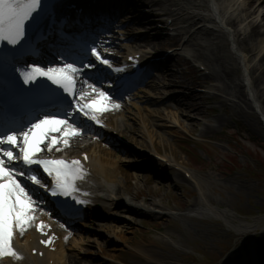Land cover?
Wrapping results in <instances>:
<instances>
[{"label": "rangeland", "instance_id": "obj_1", "mask_svg": "<svg viewBox=\"0 0 264 264\" xmlns=\"http://www.w3.org/2000/svg\"><path fill=\"white\" fill-rule=\"evenodd\" d=\"M254 5L255 1L250 6L251 11H255ZM261 23L260 32L256 33L261 34L260 36L264 32V22ZM249 39L250 37L244 41V48L247 50L251 43L247 42ZM222 40L220 45L211 47L209 59L217 60L211 65L219 73L225 67L230 69L233 76L232 88L226 93L223 89L220 90L222 96L209 103H201L198 106L201 109H185L182 113L176 111L180 114L173 119L167 115L166 120L151 119V130L157 133L153 140L156 146L193 172L212 206L220 211V216H213L207 211H192L194 207L202 206L203 202L200 192L182 174L174 172L172 177H156L155 173L133 169L122 163L125 171L132 175L124 192L132 197L137 196L141 201L162 200L164 209L169 214H139L134 217V234H127L133 237L132 245L140 243L145 249L148 248L147 251L152 250L153 252H148L154 256L157 264H223L232 255V252L225 254V251L242 239L245 231L264 226V176L259 175L260 162L254 158L258 154L264 159V151L258 146L264 145V115L255 111L251 102L240 95L242 89L246 92L245 86L241 84L242 67H239L238 60L232 54L229 41ZM251 41L253 43L254 39ZM165 44L162 43L161 46L164 47ZM260 61L256 75L264 71V59L255 60ZM185 73H178L177 78H171L170 83L179 84L178 82L186 80L195 84L197 80L202 83L217 80L205 76L206 80L198 79L194 74ZM254 83V92H261V96L256 97L263 106L264 114V76L255 79ZM164 111L167 114L168 111ZM161 124L167 127H155ZM140 125L139 121L133 124L137 140L154 149L151 135L143 134ZM189 134L194 139H190ZM203 140L216 142L211 146L205 145ZM229 161L239 164L236 171L224 170L227 168L224 163ZM255 172L260 178L255 176ZM136 176L141 178L139 184L136 183ZM113 220L105 223L117 228L122 226L120 219ZM77 234L91 240L85 246L86 249L82 250L85 256L78 254V251L70 253L71 258L76 257L81 264H148L145 256L133 251V246L113 243L114 236L110 233H107L110 237L86 232ZM247 236L249 237L246 235V238ZM261 239L262 237L257 238L256 242L260 243ZM103 247L117 248L118 258H113ZM89 253L92 254L88 255ZM221 256L223 259L218 262Z\"/></svg>", "mask_w": 264, "mask_h": 264}, {"label": "snow or ice", "instance_id": "obj_2", "mask_svg": "<svg viewBox=\"0 0 264 264\" xmlns=\"http://www.w3.org/2000/svg\"><path fill=\"white\" fill-rule=\"evenodd\" d=\"M55 7L56 0H0V52L6 48L23 50L30 22L37 23L38 14L41 18L51 16ZM102 51L106 52L107 49H102L99 43L89 47L88 55L95 62L87 60V57L77 61L62 56L55 64L17 61L20 66H12V72L17 74L20 83L28 86L29 92L36 91V95L30 99L37 115L32 120L24 119L19 128L0 132V257L22 259L14 248V239L17 234L22 237L31 226L35 219V208L45 206L41 190L59 200L60 206L68 199L82 206L87 203L80 199L77 186V181L84 175L82 161L42 159L38 153L51 152L53 146L59 151L61 147L69 145L70 134L86 131L84 125L88 121L100 123L99 114L107 108L98 105L102 101L112 100L111 93L102 90L103 71L100 65L112 70V61L102 55ZM88 71L94 75L88 76ZM114 71L119 72L120 69ZM41 81L45 84L42 85ZM89 81L95 82L90 84ZM46 82L61 89L71 104L62 109L61 101L54 97ZM85 86L98 92L100 99L87 102L90 94L83 90ZM113 107H119V104H113ZM43 108L57 111H41ZM78 115L88 118L79 127L75 119ZM56 125L64 127L57 128ZM45 126L50 127L46 129ZM58 132H64L65 139L61 141L53 134ZM41 168L49 178L48 183L39 175ZM43 227L41 224V231ZM43 243L50 244L51 241L45 240Z\"/></svg>", "mask_w": 264, "mask_h": 264}, {"label": "bare ground", "instance_id": "obj_3", "mask_svg": "<svg viewBox=\"0 0 264 264\" xmlns=\"http://www.w3.org/2000/svg\"><path fill=\"white\" fill-rule=\"evenodd\" d=\"M83 1L87 2L89 0H83ZM198 1L199 0H179L178 3H174V0H170V1L156 0L155 4H156V8H158V6L161 7L162 5H165L166 7L164 10L172 9L174 12H176L175 18H179V21L175 25L180 24L182 19L186 20L189 17L190 18L193 17L194 20L197 19L196 21L199 22L196 24V26L193 29H195L201 25H205L207 27H209V25H214L215 29H216V33H217V34H211L214 36V40L218 41L221 38L222 39H228L229 38L228 40H230L233 49L238 50L240 48V49L245 51V49L242 47V45H245V43L241 42L240 39L242 37H244L246 34H249L248 36L250 37V39L247 42L248 43L251 42L249 45L250 50L256 51V55L259 52L260 54H262L264 56V53H263V51H264V39H262L260 41V43L257 44V41L259 38L256 35H254V34L260 32L259 27L261 25V21L264 19V12H262V10L260 11V8L263 6L264 0H259L260 1V3L258 4L259 8L258 9L254 8L255 11L246 10L247 9L246 2H244V4L242 3V5H243V7H242V5L238 4L236 2V0H202V3H199ZM208 1H210V4L208 5L210 7V9L206 11L204 9V5ZM84 8H85V10L88 9L86 7H84ZM201 11H205L206 13H201ZM86 14L89 15L90 13L87 12ZM206 30H208V29L206 28ZM206 30H202L200 33L203 37L205 36ZM189 36L190 35H188V37ZM218 37H221V38L216 39ZM252 39H256L255 44L252 43V41H251ZM132 40H136V39H132ZM212 40L213 39H210L209 43H211ZM112 42H113V45H116V47H123V46L130 47V43L129 44L119 43L118 38H116V37H115V39H113ZM137 45L138 46L134 47L135 50L139 51V52H144L145 57H148V52L143 51V48L145 49L148 45H152L151 41H149L148 39L145 41L143 39L142 42L140 44H137ZM185 48H188V46L186 44H185ZM125 49H129V48H125ZM149 52H151V51L149 50ZM197 52H196V56H198L200 58L201 57L204 58L203 54L200 55ZM251 53H253V52H251ZM204 59L205 60L207 59L211 63L217 62V60H215L214 58L212 60H210L209 57L206 58V56ZM216 59H218V58H216ZM241 59H243V62L246 66V71H248L249 68L251 69V71L253 69V72H255L257 70V68L255 67V64H258V62L254 63L253 66H251L252 61L249 60L250 58L248 56V53L241 55ZM145 60H148V59H145ZM253 60H255V56H254ZM261 60H263V59H261ZM260 63H261V61H260ZM219 74L220 75H218V77H220V79H219L220 82H223L226 78H229L230 81L233 83L232 73H231L230 69L229 70L227 69V67H225L223 72H220ZM262 76H264V71H262L259 75H256L255 79H259ZM230 81H229V83L225 84L224 86L222 85L223 89L226 88V90H228V89L232 88L233 84ZM241 84L245 85L246 89H247V92H244L242 89V92L240 93L242 98L244 97L246 100L249 99L254 105H257V107H258V104L256 103L257 98L254 96L253 89L251 86L252 80L250 79V74L245 73V77L243 78ZM262 89H263V87H262ZM263 91H264V89H263ZM259 97H260V95H259ZM130 101H131V99H130ZM131 103H132V105L138 106L137 105L138 102H136V101H131ZM133 107L139 109L138 113H139L140 117L145 119L148 116L147 113L144 114L140 111L141 108L139 106H138L139 108L135 107V106H133ZM131 108L132 107H130V106H126V109L131 110ZM168 112L170 113V111H168ZM173 113H175V112H173ZM158 114H159V116H163L162 112H158ZM122 118H126L124 113H123ZM120 122L121 121L118 122V125ZM147 125H148V123L146 122V126ZM151 133H153V131H151ZM90 135H92V134H90ZM158 135L160 136V134H158ZM153 137H155V134H153ZM92 146H93V148L91 150L92 151L91 156H92V160L95 164V173L92 177V180L90 181V184L88 185L87 188H85L86 195L90 200H92L94 202V204L96 206L101 205L102 209L104 211H111V209H114L115 207H118V205H119V207L117 209H115L111 214L110 213L107 214L108 219H114L112 216L115 214V212L119 209L123 210V213H122L123 219L120 221L122 223L119 222L120 224H122L121 227L117 228V226L109 225L107 223H104L103 227L105 229H109L113 235L115 234L114 241H112L113 243H116V244L126 243L129 246H133V248L135 249V252H137L138 254H144L145 255V258L147 261L146 263L157 264V261L154 258V256L148 252V251L153 252L152 250L147 251L148 248L145 249L142 246V244H140V243H137L136 245H132V238L133 237H129L127 235L128 233L134 234V232H135L133 229L134 219H135L134 217L139 216V214H142V212L138 211L134 207H128V208L125 207L124 208V206L121 203L115 201L113 198L114 191L119 190L120 193H122V192L124 193L126 185L120 183V185L116 186L114 189V186L116 185V183H118V181L116 179L115 172L112 170V168L114 167V170H116L118 172L120 163L128 160L129 152L124 151V150H120L119 148H116V149L104 148L100 145V143L98 141L94 142L92 144ZM156 150H158V149L156 148ZM140 180H141V178L139 176H136V183L139 184ZM202 197H203V194H202ZM134 198H137V196H134L133 199ZM160 201L161 200H157V201L155 200V202L149 201V203L152 205H155V207L156 206L160 207L161 205H163L162 202H160ZM204 201H205L206 205L199 206L196 209H193V211H197V210L207 211V212L211 213L212 215L219 217L220 211L218 210V208L212 206L211 200L205 196ZM147 202H148L147 199L142 200V203H147ZM115 220L116 219H114L113 221H115ZM76 237L79 239V241H76L77 238H72V239L75 241V243L77 245H82V246H88L89 245L88 242H90V239L85 240V237H83L82 235H78V236L76 235ZM66 238H67V236L65 235L63 238V241H65ZM62 244H63V242H62ZM253 245L255 247H257V244H253ZM20 247L22 249H24V247L22 245H20ZM63 249H64V251L66 250V252L68 250L67 247L65 249L64 245H63ZM63 249H60V252H63ZM261 249L263 250L264 248L261 247ZM103 250L105 252H109L113 256V258H118L117 254H116L117 248L103 247ZM259 251H260V249H259ZM252 252H255V254H256L257 249H255V251H254V249H252ZM241 256H242L241 253H239L238 261L236 263H234L235 261L232 260L228 264H239V260H240ZM62 258H63V256L59 257L60 260ZM46 263L48 264V262H46ZM31 264H45V263L43 260H35V261L31 262ZM54 264H57L56 259H55ZM69 264H80V263L75 259H70Z\"/></svg>", "mask_w": 264, "mask_h": 264}]
</instances>
